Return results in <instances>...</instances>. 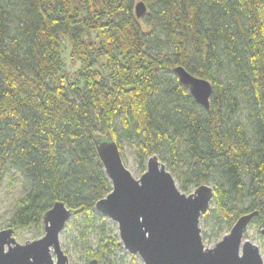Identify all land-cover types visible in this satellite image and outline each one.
I'll return each mask as SVG.
<instances>
[{
    "label": "trees",
    "instance_id": "1",
    "mask_svg": "<svg viewBox=\"0 0 264 264\" xmlns=\"http://www.w3.org/2000/svg\"><path fill=\"white\" fill-rule=\"evenodd\" d=\"M177 66L211 84L208 109ZM107 133L142 173L156 155L181 192L211 186L200 222L216 240L246 214L264 228V0H0V190L19 187L7 228L41 230L63 202L84 260L111 264L123 248L95 210L111 182L93 135Z\"/></svg>",
    "mask_w": 264,
    "mask_h": 264
},
{
    "label": "water",
    "instance_id": "2",
    "mask_svg": "<svg viewBox=\"0 0 264 264\" xmlns=\"http://www.w3.org/2000/svg\"><path fill=\"white\" fill-rule=\"evenodd\" d=\"M147 12L143 1L134 4V15ZM174 72L195 102L209 107L211 84L177 66ZM93 142L111 191L95 203L101 216L117 225L119 245L143 264H264L256 245L245 235L255 213L239 217L213 247L202 242L199 222L210 208L213 189L201 184L193 192H181L156 155L147 159L138 179L125 167L119 147L110 134L93 135ZM77 211L57 201L43 215V236L17 244L14 230L0 231V264H69L59 236ZM264 238V228L260 229ZM88 264H98L91 260Z\"/></svg>",
    "mask_w": 264,
    "mask_h": 264
},
{
    "label": "rangeland",
    "instance_id": "3",
    "mask_svg": "<svg viewBox=\"0 0 264 264\" xmlns=\"http://www.w3.org/2000/svg\"><path fill=\"white\" fill-rule=\"evenodd\" d=\"M61 57L66 67V71L70 78L74 76L76 69L78 68V63L74 61L71 57V50L69 47V43L66 40H61ZM121 156L123 159V163L125 167L131 172L135 179H138L142 172L136 166L132 150L123 146L121 150ZM177 185V184H176ZM195 188H190V190L186 194H190L193 192ZM19 196V187L15 185H10L5 182L2 185L0 190V231L4 230L8 226V216L10 210L12 209L13 203L15 199ZM107 223L103 226V231L106 232V235H110L113 237H118L117 225L111 222L109 219L105 218ZM199 228L201 230L202 242L205 247L211 248L213 247L219 240L225 236L228 231L225 229L221 238L216 240L213 236V231L210 223L205 224L204 222H199ZM260 229L252 227L247 230L246 237L250 242L256 245L259 249V253L264 261V238L259 233ZM110 233V234H109ZM43 236V229L38 230L35 228L22 229L17 232H14L13 237L17 244L23 245L27 241H33L41 238ZM99 239L98 231L89 233L88 242L91 245L97 244ZM59 242L62 251L67 256L69 260V264H87L88 262L84 260V257L80 254L79 249L75 246V243L78 242L76 236V230L73 227V222L69 220L66 227L62 231L59 236ZM111 264H143L142 260L137 256H132L128 254V252L124 249L116 255L114 259H111Z\"/></svg>",
    "mask_w": 264,
    "mask_h": 264
}]
</instances>
